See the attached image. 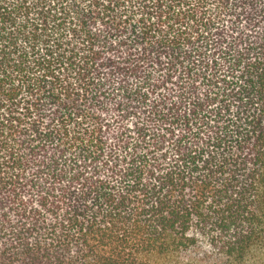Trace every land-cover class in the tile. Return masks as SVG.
Instances as JSON below:
<instances>
[{"label":"trees","instance_id":"1","mask_svg":"<svg viewBox=\"0 0 264 264\" xmlns=\"http://www.w3.org/2000/svg\"><path fill=\"white\" fill-rule=\"evenodd\" d=\"M0 264H264V0H0Z\"/></svg>","mask_w":264,"mask_h":264}]
</instances>
